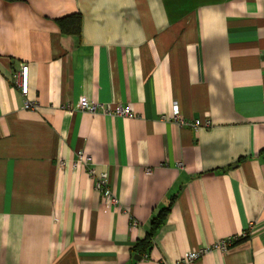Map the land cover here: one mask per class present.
<instances>
[{"label": "crops", "instance_id": "crops-1", "mask_svg": "<svg viewBox=\"0 0 264 264\" xmlns=\"http://www.w3.org/2000/svg\"><path fill=\"white\" fill-rule=\"evenodd\" d=\"M0 264H264V0H0Z\"/></svg>", "mask_w": 264, "mask_h": 264}, {"label": "built area", "instance_id": "built-area-1", "mask_svg": "<svg viewBox=\"0 0 264 264\" xmlns=\"http://www.w3.org/2000/svg\"><path fill=\"white\" fill-rule=\"evenodd\" d=\"M28 72L29 68L27 64H22L20 66L19 74L15 80L16 87L19 89V92L21 96L24 98V107L26 109H34L35 104L29 102L26 100V96L28 94ZM80 109L87 110V111H95L97 109V105L95 103L88 104L86 102H81L79 105ZM103 112L108 115H114V116H124V117H132L133 113L127 109L122 108L120 106L110 107V106H104L102 107ZM174 120L180 124V125H187L189 127L195 128L200 126V122L190 121V122H184L181 117L179 116L176 107L174 108ZM90 162V159L83 153L78 152L77 153V159L75 162L76 167H86ZM89 176L93 179L94 187L97 191L101 193L103 206L105 209H111L113 207L118 206V200L116 195L114 194L113 190L111 189L109 175L107 172H101L99 175H96L95 170L90 167L88 169ZM235 243L234 239H227L224 241H220L214 245V248L217 250L224 251L228 247H230L232 244ZM208 249H201L194 252L185 253V255L182 257L181 261L179 263H190L197 259H199L201 256H203L205 253H207Z\"/></svg>", "mask_w": 264, "mask_h": 264}, {"label": "trees", "instance_id": "trees-1", "mask_svg": "<svg viewBox=\"0 0 264 264\" xmlns=\"http://www.w3.org/2000/svg\"><path fill=\"white\" fill-rule=\"evenodd\" d=\"M57 24L63 34L67 35H80V24H81V16L79 14H73L64 18L57 20ZM240 162V160L238 161ZM170 210V206L162 208L158 214L152 219L150 222L149 232L146 237L142 240L136 242L133 251L146 252L150 250L152 246V238L157 229L163 224L168 212ZM248 235H244L241 238H238L235 243L246 240Z\"/></svg>", "mask_w": 264, "mask_h": 264}, {"label": "water", "instance_id": "water-1", "mask_svg": "<svg viewBox=\"0 0 264 264\" xmlns=\"http://www.w3.org/2000/svg\"><path fill=\"white\" fill-rule=\"evenodd\" d=\"M135 258H136V256H135ZM138 259H140V257H137Z\"/></svg>", "mask_w": 264, "mask_h": 264}]
</instances>
